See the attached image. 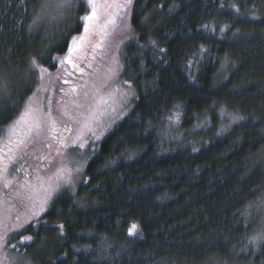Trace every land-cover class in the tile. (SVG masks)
Returning <instances> with one entry per match:
<instances>
[{
	"label": "trees",
	"instance_id": "obj_1",
	"mask_svg": "<svg viewBox=\"0 0 264 264\" xmlns=\"http://www.w3.org/2000/svg\"><path fill=\"white\" fill-rule=\"evenodd\" d=\"M76 2L68 25L29 34L40 0H0V68L20 76L19 108L37 87L30 59L54 70L50 57L82 35L89 8ZM130 30L121 74L135 92L130 112L86 165L90 182L55 197L44 225L22 230L12 247L30 252L44 241L32 264H264V244L241 250L261 214L246 226L239 212L264 190V0H133ZM221 106L246 119L219 137L214 121L195 146L166 149L159 130L169 114L190 130ZM29 236L35 242L21 245ZM102 237L111 247L101 248Z\"/></svg>",
	"mask_w": 264,
	"mask_h": 264
},
{
	"label": "rangeland",
	"instance_id": "obj_2",
	"mask_svg": "<svg viewBox=\"0 0 264 264\" xmlns=\"http://www.w3.org/2000/svg\"><path fill=\"white\" fill-rule=\"evenodd\" d=\"M83 1L87 4V0ZM108 2L110 4V10H103L105 21L113 18V14H115L117 24L115 26L108 25V34L106 36L102 31L104 27L103 22L97 24L94 29L97 34L92 36L90 41L85 40L77 52L71 53L70 62L64 64L60 63V60L67 59L69 55L68 50L64 55L56 56V68L54 70H49L40 65L47 71L44 73H40L39 71L36 72L37 87L33 92L35 93L37 88L40 87L46 89V91L41 92L39 96L35 98L34 102L37 106L43 104L46 112L48 99L50 98L52 101V115L59 121L61 119L60 113L65 107L71 112L77 111L73 103L74 101L82 104L93 103L90 88L92 85L99 88V95L103 96L108 101V104H102L97 108L96 119L91 124L96 134L101 137L100 140L96 142V151H92L91 135L89 133H86L88 139L84 141L85 148L81 149L75 145H70L64 150L65 153L69 154L65 156L63 154H57L55 141L48 137L47 133L39 137L33 136L32 139H28L26 129L18 131V135L14 137V139L26 140L27 143H25L19 151L15 152L17 157H21V154L23 155L22 158L16 161L14 167H22L24 170L17 173L14 171L13 166L9 165V172L5 177V181L11 180L12 183L5 186V181H0V231L4 234V237L0 238V249H2V251H0V264H10L13 258H15L16 264H26V261L34 260V255H40L48 248L42 240L36 242L33 249L34 252L25 250L21 252L16 251L11 245L15 235L29 226L27 221L28 207L21 202V198L27 191L24 188V182L28 181L32 183L36 176L42 178L55 176L59 169L64 168L75 177L73 183L75 184L76 191L78 186L85 181L84 171L86 165L97 153L100 142L113 131L115 126L126 117L132 108L131 105L135 97V92L131 87L122 84L121 81L123 50L132 38L130 30L132 6L128 14H124L125 9L123 6L117 10V5L122 4V0H115V2H113V0H108ZM97 3L98 5H103L104 0H97ZM87 6L90 14L92 9L88 4ZM76 7H78V4L76 0H73V7L65 11L63 19L60 20L58 24L44 26L42 28L51 31L54 28L56 29L57 26L68 25L69 12H72V10L74 12ZM82 35H84V32ZM98 43H101L103 47L95 48V51H93L94 45ZM9 73L12 81V90H14V88L20 90L17 84V76L19 75L14 72ZM72 88H76L77 91L71 92ZM85 92L90 93L88 101L84 100ZM65 93H67V95H65ZM31 97H33V94L29 98ZM29 98L25 102H28ZM122 107L123 111L121 112ZM221 109L234 116H239L226 107H217L198 116L195 125L190 130L181 129L179 116L172 121H169L167 118L162 124V128L159 130L160 138L166 149H169V146L185 147L186 143L190 144L191 147L195 146L196 143H194L192 139L195 140L194 137L198 135L208 136L214 127V121H217L218 126L214 129L213 135L219 137L220 135L218 136L217 132L227 127V130L223 131L221 135L225 134L229 128L236 123L228 126L229 120L227 117L221 115ZM63 119L66 120L67 117H63ZM61 127L62 124L58 122L57 130L59 131ZM166 129L168 130L165 134L161 135V132ZM211 138V136L208 137V139ZM203 141L207 143V138H204ZM49 145H51V147H49ZM3 152H7V147L3 148ZM3 152H0V166L8 165V160L3 158ZM77 165L83 169L80 175L75 174ZM62 193L73 194L70 186L62 187L58 193L54 194L52 200L49 201L45 211L41 213V217L47 212L55 197ZM39 194L42 195L43 193L41 192ZM17 228L19 231H13V229ZM136 231L137 229L135 232ZM4 251L7 252V261L3 260ZM219 264L240 263L219 261Z\"/></svg>",
	"mask_w": 264,
	"mask_h": 264
},
{
	"label": "snow or ice",
	"instance_id": "obj_3",
	"mask_svg": "<svg viewBox=\"0 0 264 264\" xmlns=\"http://www.w3.org/2000/svg\"><path fill=\"white\" fill-rule=\"evenodd\" d=\"M113 2H115V0H113ZM87 4L91 7L92 11L90 14L81 17V21L84 24V35L73 38L72 44L69 46V55L67 59L60 60L61 64L70 62L71 53L77 52L85 40L90 41L91 37L97 34L94 31L97 24H101L103 22L104 27L102 31L105 36L108 34V25L115 26L117 24L115 14H113V18L105 21L103 10H110V4L108 0H104L103 5H98L97 0H87ZM132 4L133 0H122V4L117 5V10L123 6L125 9L124 14H128ZM71 7H73V0H40L39 7L35 10L31 17L30 23L27 25L28 33L33 34L44 26L58 24L60 20L63 19L65 11ZM253 18L255 19L257 17L253 16ZM19 26L20 25L17 24V27ZM205 27H207V25ZM46 36L47 32H45V37ZM153 45H155V41H153ZM98 47H103V45L101 43L94 45L93 51H95V48ZM44 51H51V49L46 47ZM160 51L163 52V49ZM56 60V57H50L49 62L52 64V66H55ZM228 62L227 54H225L224 64L226 65ZM29 71L33 73H36L37 71L44 73L47 70L40 66L39 57H33L29 61ZM224 78L227 79V77ZM44 91H46V89L43 87L37 88L36 92L33 93V97L29 98L28 102H25L23 109L19 108L18 102L12 99V81L10 78V73L7 71V69L0 68V152H3L4 147H7V152H3V158L8 160V165L0 166V181H5V177L9 172V165L13 166L14 171L17 173L24 170L22 167H14L16 161L22 158L23 155L21 154V157H17L15 152L19 151L21 147L27 143L26 140H21L18 138L14 139V137H17L18 135V131L22 129H26V135L28 139H32L33 136L39 137L42 134L47 133L48 137L55 141L57 154H63L65 156H68L69 154L65 153L64 150L70 145H75L81 149L85 148L84 141L88 139L86 133H89L91 135L92 151H96V142L99 141L101 137L96 134L95 130L91 127V124L96 119L97 108L102 104H108V101L103 96L99 95L100 89L95 85H92L90 88V93L93 103L82 104L74 101L73 103L77 111L71 112L67 109V107H65L60 113L61 119L59 121H57V119L52 115V101L50 98L48 99L46 112L44 110L43 104L40 106L35 104V98ZM76 91V88L71 89V92ZM90 93H84L85 101L89 100ZM65 95H67V93H65ZM5 100H7L9 103L6 104ZM122 111L123 107L121 108V112ZM221 115L228 118V126L233 123L239 124L241 120L246 119L242 116H234L229 114L223 109H221ZM63 117H67V119L64 120ZM176 117H178V113L169 114L167 118L169 121H172ZM5 121H7V123H5ZM58 122L62 124V127L59 129V131L57 130ZM148 127L149 129L152 127L151 122H149ZM167 130L168 129L162 131L161 135H164ZM226 130L227 127L222 128L220 132H217V135H221L222 132ZM49 147H51V145H49ZM196 150L197 149L195 148L193 149V151ZM261 151L262 154H264V149ZM133 155L134 153H129L127 158L132 159ZM110 163H115V161H111ZM82 172V167L77 165L75 168V174L80 175ZM74 179L75 177L72 175V173L68 172L64 168H61L56 172L55 176H47L45 178L36 176L34 182H24V188L27 191L26 194L21 198V202L26 207H28L27 221L29 226L38 228L44 225L45 222H42L41 220V213L45 211L49 201L52 200L54 194L58 193L62 187L70 186L73 195H75V184L73 183ZM89 182L90 181L85 180L83 181V184L86 186ZM11 183V180H6L5 186ZM41 192L43 193L42 195L39 194ZM239 212L240 216L243 217V222L246 226L251 225L255 213L261 214L258 230L255 232V234L246 237L247 243L241 250L247 251L249 245H251L254 250L259 249L260 245L264 244V190L261 191L256 200L248 201V203L245 204L243 209L239 210ZM239 222L240 221L237 220V223ZM59 227L61 229L60 235L62 236L64 234L63 225H60ZM137 227V225L133 224L128 229L130 236L135 234ZM13 231H19V229H13ZM139 235H142V233ZM3 237L4 234L2 231H0V238ZM29 241L32 243L35 242L33 238L29 236L21 241V245ZM106 247H111V245L107 243L106 238L102 237L101 248L104 249ZM85 250L87 251L88 249ZM0 251H2V249H0ZM7 259V252L4 251L3 260L7 261ZM10 264H16L15 258H13ZM26 264H31V261H26ZM204 264H219V261L214 257H209L208 261L204 262Z\"/></svg>",
	"mask_w": 264,
	"mask_h": 264
}]
</instances>
